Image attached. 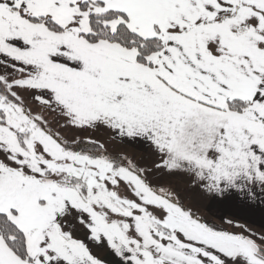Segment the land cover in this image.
Wrapping results in <instances>:
<instances>
[{
	"label": "snow or ice",
	"instance_id": "6c2138e0",
	"mask_svg": "<svg viewBox=\"0 0 264 264\" xmlns=\"http://www.w3.org/2000/svg\"><path fill=\"white\" fill-rule=\"evenodd\" d=\"M0 264H264V0H0Z\"/></svg>",
	"mask_w": 264,
	"mask_h": 264
},
{
	"label": "crops",
	"instance_id": "0c3cea01",
	"mask_svg": "<svg viewBox=\"0 0 264 264\" xmlns=\"http://www.w3.org/2000/svg\"><path fill=\"white\" fill-rule=\"evenodd\" d=\"M253 220L255 221V223H252ZM261 220H262V216H261L259 209L256 210L254 215L248 218V222L251 224V226L257 229H259V224ZM241 222H245V221L242 220Z\"/></svg>",
	"mask_w": 264,
	"mask_h": 264
}]
</instances>
